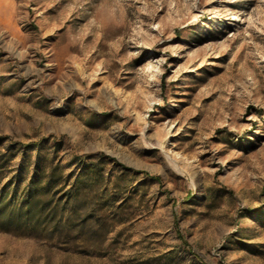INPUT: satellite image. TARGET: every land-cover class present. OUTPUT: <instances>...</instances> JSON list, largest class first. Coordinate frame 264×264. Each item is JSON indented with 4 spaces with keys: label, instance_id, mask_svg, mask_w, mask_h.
<instances>
[{
    "label": "rangeland",
    "instance_id": "rangeland-1",
    "mask_svg": "<svg viewBox=\"0 0 264 264\" xmlns=\"http://www.w3.org/2000/svg\"><path fill=\"white\" fill-rule=\"evenodd\" d=\"M0 137V264H264V0H0Z\"/></svg>",
    "mask_w": 264,
    "mask_h": 264
},
{
    "label": "trees",
    "instance_id": "trees-1",
    "mask_svg": "<svg viewBox=\"0 0 264 264\" xmlns=\"http://www.w3.org/2000/svg\"><path fill=\"white\" fill-rule=\"evenodd\" d=\"M1 140H6L5 138L0 137ZM1 147V145H0ZM104 156V155H103ZM106 157V156H104ZM7 159L5 158L6 162ZM48 187L44 191L39 192L38 195L31 197L32 190L30 187L27 188V191L24 193V199L21 202V208H17V204H14L12 201L16 199L18 194L21 193L20 187L14 186L11 193L9 191H4V195L0 193V225L2 226H22L23 224L29 223V216L36 207H49L52 206L51 200L46 199L45 196L51 193V189L56 184V178L54 177V172L49 173L48 177Z\"/></svg>",
    "mask_w": 264,
    "mask_h": 264
}]
</instances>
